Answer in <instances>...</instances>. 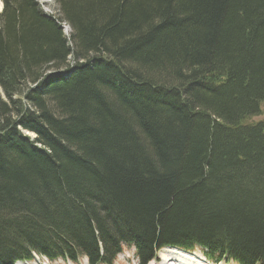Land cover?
I'll list each match as a JSON object with an SVG mask.
<instances>
[{"label":"trees","instance_id":"16d2710c","mask_svg":"<svg viewBox=\"0 0 264 264\" xmlns=\"http://www.w3.org/2000/svg\"><path fill=\"white\" fill-rule=\"evenodd\" d=\"M2 1L0 263L264 264V0Z\"/></svg>","mask_w":264,"mask_h":264},{"label":"rangeland","instance_id":"374dc122","mask_svg":"<svg viewBox=\"0 0 264 264\" xmlns=\"http://www.w3.org/2000/svg\"><path fill=\"white\" fill-rule=\"evenodd\" d=\"M38 2L41 5V8L44 10V12H46L47 14L55 15V14L59 13L58 4H57L56 0H38ZM2 4H3V2H2ZM2 10H3V6H2V9H1L0 13L2 12ZM63 26H64L65 33L68 36H70L71 32H72V29H71L70 25L63 24ZM62 72H65V70L62 71ZM0 92H1V89H0ZM258 121H264V103L261 105V115L252 118V120L250 122H258ZM25 133L29 134L33 138L35 137V135L30 133V132H25ZM165 249H170V248H165ZM195 251L197 253H199L198 255H201V256L205 257V259L208 260L211 264H236V263H225V262L217 263V262L209 260L205 256L204 251L202 249L192 250V252H195ZM33 257L34 258L36 257L35 260H33V262H30V263H18V264H58V263H54V262L48 261L46 258H43L39 254H35ZM162 261L163 260L161 258H159L158 261H156V262H152L151 261V262H149V264H159V263L161 264ZM58 262L61 263V264L62 263L63 264H89L87 258L81 259L78 262H73L71 260H64V261L60 260ZM136 263H137V259H136V255H135L134 249L127 247V248L124 249L123 253H121L117 257V260L115 261L114 264H136Z\"/></svg>","mask_w":264,"mask_h":264},{"label":"bare ground","instance_id":"6f19581e","mask_svg":"<svg viewBox=\"0 0 264 264\" xmlns=\"http://www.w3.org/2000/svg\"><path fill=\"white\" fill-rule=\"evenodd\" d=\"M2 2L3 1L0 0V11L3 6ZM198 254L199 253H197L196 251L189 252L177 248H164L159 252V256L163 260L161 264H211L208 260L205 259V257Z\"/></svg>","mask_w":264,"mask_h":264}]
</instances>
